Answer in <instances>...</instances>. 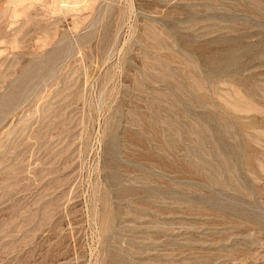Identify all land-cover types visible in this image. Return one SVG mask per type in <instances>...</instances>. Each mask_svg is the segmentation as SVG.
<instances>
[{
  "label": "rangeland",
  "instance_id": "obj_1",
  "mask_svg": "<svg viewBox=\"0 0 264 264\" xmlns=\"http://www.w3.org/2000/svg\"><path fill=\"white\" fill-rule=\"evenodd\" d=\"M0 264H264V0H0Z\"/></svg>",
  "mask_w": 264,
  "mask_h": 264
}]
</instances>
